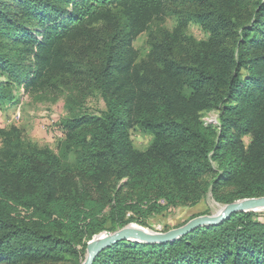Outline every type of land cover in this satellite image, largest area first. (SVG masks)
I'll return each mask as SVG.
<instances>
[{
  "label": "trees",
  "instance_id": "1",
  "mask_svg": "<svg viewBox=\"0 0 264 264\" xmlns=\"http://www.w3.org/2000/svg\"><path fill=\"white\" fill-rule=\"evenodd\" d=\"M250 1L182 0L208 39L159 28L148 62L131 43L179 0H21L16 21L0 11L1 103L13 101V87L59 85L82 93L69 95L75 105L95 91L106 102L100 116L67 121L58 155L25 145L17 129L3 133L0 263L81 264L77 246L85 252V240L129 226L130 212L264 197V39L250 44L264 2L250 24ZM213 112L216 123L203 120ZM135 128L155 135L144 152L130 142ZM256 217L235 214L167 244L118 242L93 264H264Z\"/></svg>",
  "mask_w": 264,
  "mask_h": 264
},
{
  "label": "rangeland",
  "instance_id": "2",
  "mask_svg": "<svg viewBox=\"0 0 264 264\" xmlns=\"http://www.w3.org/2000/svg\"><path fill=\"white\" fill-rule=\"evenodd\" d=\"M53 1V0H52ZM264 0H251L249 3V9L245 13L246 23L257 21L254 18L256 12L257 3ZM21 0H0V11L4 12L6 17H13L14 21L22 19ZM171 4V3H170ZM24 5V4H23ZM244 2L236 5V10L241 11L243 9ZM188 5L182 3V0L175 2L169 6V11L163 13V15L150 24L146 31L141 32L131 43L136 55L142 61L148 62V54L151 51V43L156 36L159 28H163L172 33H179L185 38H189L196 43L205 42L208 39V32L200 24L189 20L185 15V12L189 11ZM244 10H242V14ZM264 23V20L260 22ZM33 32L43 31L39 25L35 24ZM259 34L251 38L250 44L252 45L256 37L264 39V26L258 27ZM236 41L239 40L238 36L234 37ZM129 46V43H128ZM262 50H257L254 55H261ZM145 66V64H143ZM62 78V77H61ZM63 79V78H62ZM5 80L4 75H0V82ZM14 99L13 101H7L5 103L0 102V149L4 143L3 133L11 130L12 128L20 131L21 140L25 145H31L39 149H48L53 154L58 155L60 146L66 139L68 133L67 121L87 114L90 116H100L106 111V102L103 99L100 91H95L92 95L87 96L85 101L81 104L75 105L72 100H69V95L74 97L81 96L82 93L72 92L69 93L63 85H59V88H52L48 86L45 89L38 90L31 89V87L20 86L13 87L12 89ZM217 114H207L203 120L207 123L217 122ZM129 139L134 149L140 152H144L150 148L154 143L155 135L147 130L135 128L129 130ZM244 145L248 147L252 138L250 136L244 137ZM74 156H71V161L74 160ZM162 205H165L163 201H160ZM226 205L220 204L209 195L196 207L186 208H174L170 207L160 215H142L134 214L130 212L127 215L128 219H132V223L129 226L134 228L145 230L152 234H164L169 231L179 229L183 227L185 221L190 219L196 214H201L207 211L205 216H215L222 212ZM145 208V205H144ZM147 209V207L145 208ZM257 215L256 220L264 222V209L252 212ZM21 216H26V211L20 209ZM202 217V216H201ZM120 230V229H119ZM104 231L94 238L105 235V233H115ZM93 238V239H94ZM93 239L86 241L87 244L85 252H82V246H77L76 250L80 254V263L84 264L87 261L89 255V246L93 243ZM98 239V238H97ZM75 260H72L69 256L67 260L61 263H34V264H73ZM25 262H18L16 264H24ZM10 264V263H0Z\"/></svg>",
  "mask_w": 264,
  "mask_h": 264
},
{
  "label": "water",
  "instance_id": "3",
  "mask_svg": "<svg viewBox=\"0 0 264 264\" xmlns=\"http://www.w3.org/2000/svg\"><path fill=\"white\" fill-rule=\"evenodd\" d=\"M260 209H264V197L245 199L226 205L222 212L215 216L198 217L185 226L164 234H152L142 229L127 226L115 233H106L103 236L100 235L94 238V242L89 246V255L84 264H93L101 252L118 242L135 241L147 244L172 243L200 228L220 225L232 215L255 212Z\"/></svg>",
  "mask_w": 264,
  "mask_h": 264
},
{
  "label": "bare ground",
  "instance_id": "4",
  "mask_svg": "<svg viewBox=\"0 0 264 264\" xmlns=\"http://www.w3.org/2000/svg\"><path fill=\"white\" fill-rule=\"evenodd\" d=\"M106 234V233H105ZM102 236H103V234H102Z\"/></svg>",
  "mask_w": 264,
  "mask_h": 264
}]
</instances>
